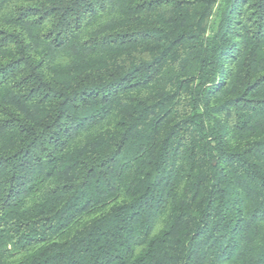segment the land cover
Here are the masks:
<instances>
[{"label":"trees","instance_id":"obj_1","mask_svg":"<svg viewBox=\"0 0 264 264\" xmlns=\"http://www.w3.org/2000/svg\"><path fill=\"white\" fill-rule=\"evenodd\" d=\"M0 264H264V0H0Z\"/></svg>","mask_w":264,"mask_h":264}]
</instances>
